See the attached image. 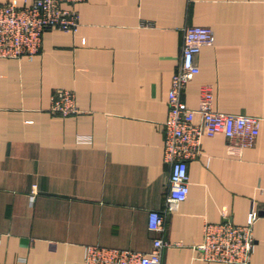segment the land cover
<instances>
[{
  "label": "crops",
  "instance_id": "crops-1",
  "mask_svg": "<svg viewBox=\"0 0 264 264\" xmlns=\"http://www.w3.org/2000/svg\"><path fill=\"white\" fill-rule=\"evenodd\" d=\"M75 8V32L48 29L33 58H0V264H84L91 244L148 253L158 234L170 243L161 264H227L199 258L193 246L206 222L241 225L252 206L263 209L264 0ZM188 25L209 26L215 38L182 100L196 107L208 84L217 111L260 117L259 134L240 151L223 133L203 137L188 161L187 197L156 233L148 215L165 205L163 122ZM56 88L74 92L76 113L50 110ZM253 236L250 264H264V218Z\"/></svg>",
  "mask_w": 264,
  "mask_h": 264
},
{
  "label": "built area",
  "instance_id": "built-area-1",
  "mask_svg": "<svg viewBox=\"0 0 264 264\" xmlns=\"http://www.w3.org/2000/svg\"><path fill=\"white\" fill-rule=\"evenodd\" d=\"M83 0H15L0 3V58H33L41 48L44 31L57 28L75 32L79 16L75 4ZM63 4H67L63 6ZM214 32L206 25H188L183 29L182 55L177 69L172 74L168 90V113L163 122V161L169 166V185L163 209L151 210L148 228L162 232L168 213L177 210L189 189L188 161L202 153V138L223 133L231 151H240L254 143L259 134L261 118L249 114L217 111L213 106V90L203 84L199 90L196 107L187 106L182 94L188 82L200 71L197 56L205 45H212ZM50 110L63 116L77 112L72 90L56 88L50 96ZM251 207L244 224H234L226 219L221 222H206L202 239L193 247L197 256L206 261L227 264H250L254 250L253 225L264 218ZM170 243L160 234L152 240L148 253L131 249L87 245L84 264H161L163 250ZM15 264H25L19 259Z\"/></svg>",
  "mask_w": 264,
  "mask_h": 264
}]
</instances>
